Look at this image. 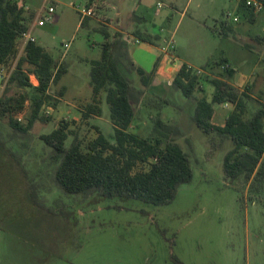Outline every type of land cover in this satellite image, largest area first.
I'll use <instances>...</instances> for the list:
<instances>
[{
	"label": "rangeland",
	"instance_id": "rangeland-1",
	"mask_svg": "<svg viewBox=\"0 0 264 264\" xmlns=\"http://www.w3.org/2000/svg\"><path fill=\"white\" fill-rule=\"evenodd\" d=\"M158 2L164 4L163 13L155 17ZM175 3L173 10L169 0H152L150 24L162 34L164 46L174 41L176 55L194 71H202L204 91L195 95L211 101L215 88L210 80L227 77L222 67L229 65L237 78L250 80L256 74L254 83L243 88L252 97L247 100L248 117L264 109V12L255 23L234 22L233 17L226 18L228 13L235 15L238 3L234 0ZM68 14L58 25L52 22L33 31L38 44L67 68L61 81L51 87L57 105H46L43 110L52 109L50 121H37L21 134L14 132L8 119L0 120V264H174L173 256L183 264H264V180L229 177L224 160L233 142L199 129L192 121L196 103L169 86L165 93H147L136 106L132 131L150 136L158 117L177 128L171 139L189 155L193 179L180 186L173 203L153 206L97 194L84 198L58 189L54 182L57 165L42 135L67 121L84 145L97 137L98 128L109 140L114 136L105 93L101 117L84 121L80 112L91 102V61L100 59L105 37L101 29L92 33L77 29V14L71 10ZM71 37L74 42L66 50L64 44ZM137 59L151 71L156 58L137 55ZM130 78L141 87L136 73ZM30 79L38 85L34 75ZM7 85L0 88V98ZM21 92L12 87L8 96ZM161 94L171 103L156 97ZM29 109L26 103L22 113L15 115L23 126L28 124ZM215 109V123L222 124L233 106L215 105ZM72 141L73 136L66 146ZM148 169L139 165L136 171ZM26 183L36 185V196L46 211L32 205ZM49 208L73 213L77 226L64 221L63 225V217L57 214L59 221L52 222Z\"/></svg>",
	"mask_w": 264,
	"mask_h": 264
},
{
	"label": "trees",
	"instance_id": "trees-1",
	"mask_svg": "<svg viewBox=\"0 0 264 264\" xmlns=\"http://www.w3.org/2000/svg\"><path fill=\"white\" fill-rule=\"evenodd\" d=\"M242 6L249 17H254L248 8ZM28 23L24 2L0 0V67L17 57L18 42L22 33L29 29ZM102 33L105 41L101 45V57L91 61L92 99L80 112L84 121L101 117L102 94L105 93L114 136L109 140L98 128L97 137L84 145L67 121H62L50 134L42 135L41 140L50 149L52 161L57 165L54 182L68 195L89 198L97 194L104 199L138 200L153 206L169 205L175 201L180 186L193 179L189 155L171 139L177 128L158 117L150 136L143 137L132 131L137 118L136 106L142 103L147 93H165V89L157 90L152 85L155 70L148 73L134 64L122 34L110 36L105 30ZM136 37L143 43L153 44L152 37L147 34L136 33ZM26 66L30 69L27 70ZM66 72L65 65L55 61L46 48L36 41L29 42L0 98V120L8 119L14 132L21 134L28 133L37 121L48 123L50 120L43 114V108L57 105L58 100L51 94V87L57 85ZM132 73L139 77L141 87L133 84ZM224 73L227 80L223 77L210 80L215 88L211 101L195 95L197 91H204L202 79L188 65L181 67L170 87L196 103L192 121L199 129L233 142L234 148L224 160L229 177L245 175L247 179L255 176L257 180H264V109L260 108L248 117L247 100L252 97L228 82L233 78L235 69L224 70ZM31 75L37 78V86L31 83ZM12 87L22 92L8 96ZM162 100L171 103L167 98ZM26 103L30 106L29 118L27 126H23L15 115L22 113ZM226 104L233 106L232 112L222 124L215 123V105ZM71 136L73 141L67 147L66 142ZM139 165H147L149 169L136 171ZM25 188L32 205L45 210L36 196V185L32 183L29 187L26 183ZM47 213L52 222L59 221L55 217L57 214L63 217L60 220L63 225V221L69 222L72 227L78 224L71 212H57L49 208ZM172 259L174 264H183L174 256Z\"/></svg>",
	"mask_w": 264,
	"mask_h": 264
},
{
	"label": "crops",
	"instance_id": "crops-1",
	"mask_svg": "<svg viewBox=\"0 0 264 264\" xmlns=\"http://www.w3.org/2000/svg\"><path fill=\"white\" fill-rule=\"evenodd\" d=\"M18 1L24 2V4L29 8V10H27V17L29 19L28 26L29 29L32 30V32L35 31L36 28L44 27L45 25L50 24L52 22L54 25L55 24L58 25L61 21L64 20L66 15H69L68 11L71 10L75 12L78 16L77 29H84L88 33L97 32L99 29H101V33L102 31L105 30L110 34V36H114V34L116 33H120L124 37L130 36L132 38L133 37L137 38L136 33L149 35L150 37H152L153 44H149V43L138 44L140 46H135L136 44H130L128 48L134 64L142 69H144V67L142 66V61L137 59V55L151 56L152 58L155 56L156 59H152L151 62L152 63L151 71H146V69H144L148 73L155 70L152 79L153 86L164 88L166 90L168 86L170 87L172 85L181 67L184 64L187 65L185 59L178 57L176 53L174 54L173 60H171L169 57H167L162 53L161 49L164 47L163 43H165V39L163 38L162 34L154 32L152 28L153 26L150 24V11L152 7L151 5L152 0H99V2L101 3L100 16L95 19H85V20L80 19L76 7L87 4L92 0H60V3L58 4L57 7V11L50 22H43L42 19L38 18V11L41 8L42 0H18ZM189 2H191V0H189ZM158 3L163 4V2H158ZM158 3L156 7L158 10H155V17H159L163 13L160 10L163 9L164 4L163 7L159 9ZM169 4L172 6L173 10L177 9L175 0H169ZM234 12L235 15L240 18L238 22H241L244 19L247 23H255L257 22L259 15L262 14L264 11L260 14L254 15V17L251 18L249 17V14L245 10V8H243L242 4L238 3L235 6ZM31 19L32 21H30ZM71 38H72L71 41L66 42L70 44V47H72V43L74 42V37ZM35 40L38 43L36 38ZM141 45H146V46L142 48ZM255 75L250 80H247L241 77L237 78L236 75L234 74L233 78L228 82L232 84L235 88L239 89L240 91H245L243 89L244 87L249 88L250 83L251 84L254 83L256 78ZM223 79L227 80L225 77H223ZM214 93H215V89L213 91V94ZM159 96H163V98H166L164 97L163 94L156 95L157 98H159Z\"/></svg>",
	"mask_w": 264,
	"mask_h": 264
},
{
	"label": "built area",
	"instance_id": "built-area-1",
	"mask_svg": "<svg viewBox=\"0 0 264 264\" xmlns=\"http://www.w3.org/2000/svg\"><path fill=\"white\" fill-rule=\"evenodd\" d=\"M239 4H243L246 8H248L254 15L260 14L264 11V1L263 0H234ZM60 3V0H42L41 8L38 11V18L42 19L43 22H50L53 18L54 14L57 11L58 4ZM163 7L162 3H158V8L161 9ZM25 10H29L28 6L24 4ZM78 10V14L81 20L85 19H95L100 16V10H101V3L99 1H91L87 4L80 5L76 7ZM233 17L234 22H238L240 18L232 13H228L226 15V18L229 20ZM128 45L130 44H141L143 43L139 38H132V37H124ZM36 41L32 30L28 29L24 33H22L21 38L18 42V54L17 57L13 62H9L8 64H5L0 67V88L3 84H7L15 70V67L17 65V62L19 58L23 55L24 50L29 42ZM70 47L69 43L64 44V48L68 49ZM162 53L169 57L171 60L174 59L175 54V46L174 41H168L167 45L164 46L161 49ZM191 70H193L191 67H189ZM231 67L229 65H225L222 67L223 70L230 69ZM195 74H202V71H194ZM44 110V108H43ZM50 107L46 108V110L43 112L45 116L49 117L51 115ZM21 121V119H19ZM264 157V155H263Z\"/></svg>",
	"mask_w": 264,
	"mask_h": 264
}]
</instances>
